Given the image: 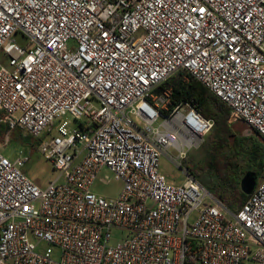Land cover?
<instances>
[{
    "label": "built area",
    "instance_id": "built-area-1",
    "mask_svg": "<svg viewBox=\"0 0 264 264\" xmlns=\"http://www.w3.org/2000/svg\"><path fill=\"white\" fill-rule=\"evenodd\" d=\"M180 71L264 138V0H0V123L58 172L0 151V264H264V179L234 212L189 172L215 121L156 93Z\"/></svg>",
    "mask_w": 264,
    "mask_h": 264
},
{
    "label": "trees",
    "instance_id": "trees-1",
    "mask_svg": "<svg viewBox=\"0 0 264 264\" xmlns=\"http://www.w3.org/2000/svg\"><path fill=\"white\" fill-rule=\"evenodd\" d=\"M166 89H171L174 105L184 101L197 103L204 117L214 119L215 127L208 136L206 155L200 163L189 161L187 167L197 179L202 173L207 175L204 187L229 209L239 211L249 198L241 189L243 177L254 173L258 180L264 179V138L253 130L246 142L237 136L235 128L246 125L242 122L230 124V108L188 72H178L156 93L161 94Z\"/></svg>",
    "mask_w": 264,
    "mask_h": 264
},
{
    "label": "rangeland",
    "instance_id": "rangeland-1",
    "mask_svg": "<svg viewBox=\"0 0 264 264\" xmlns=\"http://www.w3.org/2000/svg\"><path fill=\"white\" fill-rule=\"evenodd\" d=\"M18 41L22 43L23 40L19 38ZM1 118L2 116H0V120ZM61 120L69 122L72 129L79 127L78 122L75 121L74 117L71 114H67ZM162 121L163 120L161 118L158 119L155 122V126H160L162 124ZM242 126L243 125L236 127L234 132L237 136L243 137L245 139L244 141L246 142L247 139H249L252 135L253 131L246 126ZM7 136L9 137L8 142ZM207 143L208 137L199 149L190 152V155L185 163L186 166L189 161L197 164L203 160L204 156L206 155ZM0 151L11 160L18 158L20 152H23V157L29 158V161L24 165L23 170L41 188H46L58 176V172L54 170V167L52 166L50 161H48L41 152V143L36 139L26 135L20 129L9 132L8 127L0 123ZM162 171L171 184H182L186 179V176L182 172V170L176 168L167 158H162ZM102 175L113 178L112 173L107 170H103ZM207 179L208 176L202 173L201 177L198 180L199 182H202L203 186H206ZM262 181L263 179L260 178L257 185H260ZM120 189L121 184L116 182L115 180H112L109 184L102 188V193L107 197L114 198L116 197ZM195 217L196 214H193L191 222H193ZM121 237L122 233L120 231H114L112 233L111 245H116L117 243H119L121 241Z\"/></svg>",
    "mask_w": 264,
    "mask_h": 264
},
{
    "label": "water",
    "instance_id": "water-1",
    "mask_svg": "<svg viewBox=\"0 0 264 264\" xmlns=\"http://www.w3.org/2000/svg\"><path fill=\"white\" fill-rule=\"evenodd\" d=\"M258 183V177L254 173L246 174L241 180V189L246 196L252 195L256 189Z\"/></svg>",
    "mask_w": 264,
    "mask_h": 264
},
{
    "label": "crops",
    "instance_id": "crops-1",
    "mask_svg": "<svg viewBox=\"0 0 264 264\" xmlns=\"http://www.w3.org/2000/svg\"><path fill=\"white\" fill-rule=\"evenodd\" d=\"M3 114L0 112V116H2Z\"/></svg>",
    "mask_w": 264,
    "mask_h": 264
}]
</instances>
